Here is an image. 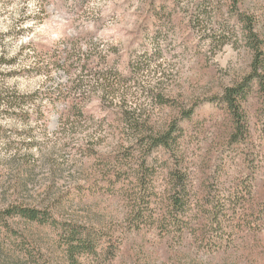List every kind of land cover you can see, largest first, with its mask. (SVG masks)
Instances as JSON below:
<instances>
[{
	"label": "rangeland",
	"instance_id": "1",
	"mask_svg": "<svg viewBox=\"0 0 264 264\" xmlns=\"http://www.w3.org/2000/svg\"><path fill=\"white\" fill-rule=\"evenodd\" d=\"M236 7L226 0L212 6L203 0H0V210L47 207L59 220L108 231L120 246L114 258L103 254L80 264H264V102L252 93L251 135L230 147L231 113L212 100L250 70L252 55L234 9L254 16L264 38V0H240ZM65 39L77 47L88 42L112 63L109 80L84 73L87 86L70 94L86 111L70 116L73 124L59 117L63 102L51 106L44 99L47 90L71 83L67 70L45 67L49 58L41 51ZM97 83L110 91L104 104ZM119 106L137 108L157 130L194 110L181 124L201 206L186 211L182 239L158 221L133 226V179L125 184L129 194L111 186L112 155L127 146L111 121ZM166 161V155L150 159L159 173ZM212 206L218 218H201L200 209ZM151 209L145 207V219L153 218ZM13 223L54 264H67L54 230ZM2 237L0 264H30Z\"/></svg>",
	"mask_w": 264,
	"mask_h": 264
},
{
	"label": "trees",
	"instance_id": "2",
	"mask_svg": "<svg viewBox=\"0 0 264 264\" xmlns=\"http://www.w3.org/2000/svg\"><path fill=\"white\" fill-rule=\"evenodd\" d=\"M239 1L226 0L227 4L232 7H236ZM203 2L212 6L222 0H203ZM162 6L164 5H161L159 10ZM234 10L231 15L236 20V24L241 26L242 41L250 50L252 60L250 70L243 80L226 88L221 96L212 99L214 101L220 99L221 104L231 113L233 123L231 124V133L227 138L230 147L240 145L243 138L251 135L246 105L250 101L252 93H256L259 99L264 102V38L259 35L256 29L257 24L254 16ZM41 51L49 58L45 67L52 66L55 69L59 68L70 72L71 83L61 84L57 88L47 90L44 99L51 106L63 102L62 108L58 109L59 117L66 116L68 118L65 124H73L76 120H71L70 116L85 115L86 111L82 107H77L79 102L72 99L70 94L75 88L87 86L86 80L82 77L84 73H89L88 75L92 76L91 80L94 79L96 82L109 80L112 63L105 57L102 61L101 53L96 48L92 49L88 42L80 43L77 47L74 43L72 45L69 39H65L57 42L53 47L46 46ZM97 56L99 58L96 61L92 59ZM101 84L97 83L98 92H101L99 96L104 104L110 91H108L107 85ZM164 103L171 104V101L164 98ZM119 108L113 110L111 121L118 122L120 132L126 135L127 146L112 155V160L109 163L113 179H111L113 182L111 186H119V190L129 194L125 184L133 179L130 182H133L135 187L131 189L129 196L132 200L131 213L135 215L133 220H136L133 226L140 227L139 223L144 220L151 223L158 221L161 224H166L164 225L166 228L171 227L176 230L175 237L182 239V232L186 225L183 217L186 211L194 206H201L199 194L194 190L195 187L191 182L192 173L187 163L186 151L183 149L188 133L181 124L183 120H191L194 110L181 111V117L169 121L163 129L157 130L149 119H143L141 115L137 114V108L126 109L123 106H119ZM37 111H43V107L39 106ZM154 155H166L167 157L165 166L160 173L152 167L150 162ZM160 176L162 179L158 182L156 179ZM159 205L161 208L158 207ZM145 207L146 210L152 207L151 212H154V216L152 214L150 216L153 218L145 219ZM214 209H216L215 206H212V209L201 208L200 217L206 221H210L212 218L215 220L218 218V212ZM14 220L35 223L43 227L48 226L54 230L59 247L64 248V259L67 264H80L84 258L93 262L98 261V257L103 254L114 258L117 250L120 249L118 243L112 244L114 239L108 231L104 232L101 228L59 220L47 207L11 204L0 210V236H3L2 238L30 264L54 263L42 253L41 249L25 238L23 232L13 223ZM218 239L219 236L216 237V240Z\"/></svg>",
	"mask_w": 264,
	"mask_h": 264
}]
</instances>
